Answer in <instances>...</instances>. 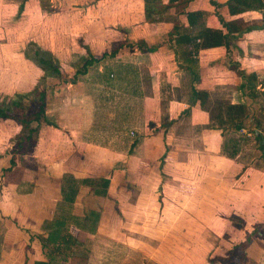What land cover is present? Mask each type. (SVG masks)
<instances>
[{
    "label": "crops",
    "instance_id": "crops-1",
    "mask_svg": "<svg viewBox=\"0 0 264 264\" xmlns=\"http://www.w3.org/2000/svg\"><path fill=\"white\" fill-rule=\"evenodd\" d=\"M40 1L0 0V106L44 78L48 120L29 151L26 143L14 147L22 128L0 122V264L45 258L41 239L50 231L43 223L62 211L66 173L109 180L104 195L95 183H80L66 206L62 229L76 238V255L87 256L83 264H226L219 257L249 234L242 264H264V225L256 228L264 223V8L237 5L232 14L231 0H162L153 22L143 0H130L127 13L141 22L120 23L116 29L128 36L104 38L108 48L100 53L117 49L115 55L71 81L80 58L98 56L88 35L99 21L75 24L71 14L59 26L48 22L45 43ZM67 7L59 11L72 13ZM69 7L81 15L87 9ZM196 10L205 12V27L228 34L227 46L194 52L192 42L176 44L177 35L202 27L186 21ZM39 48L50 52L48 63H59L58 75L37 68ZM228 105L244 114L229 122ZM221 241L223 253L210 258ZM79 263L65 252L51 260Z\"/></svg>",
    "mask_w": 264,
    "mask_h": 264
},
{
    "label": "trees",
    "instance_id": "trees-1",
    "mask_svg": "<svg viewBox=\"0 0 264 264\" xmlns=\"http://www.w3.org/2000/svg\"><path fill=\"white\" fill-rule=\"evenodd\" d=\"M145 7V19L146 21L157 22L158 18L161 17L160 11L164 8L162 0H143ZM179 0H168V5H172ZM209 2L216 6L217 3L214 0H209ZM229 12L234 14V7L237 5L242 6L243 10L251 8H264V0H231L227 3ZM242 10V9H241ZM205 12L203 10L190 11L186 13V21L190 28H194L197 25L202 27L194 33H183L175 37L176 44L192 42L193 51L197 52L200 48H209L215 46H227L229 36L218 29H211L205 27L204 17ZM219 19L222 21L223 25L228 27L227 23L218 14ZM198 40V41H197ZM197 41V42H196ZM117 49L106 51L101 56L92 55L89 51L86 57L80 58V65L76 67L73 76L70 78L71 81H75L78 74H85L88 66L104 58L107 55L114 56ZM36 53H38L36 51ZM42 64H45V68L50 73L58 75L59 68L57 65L52 63H46L44 59H40ZM50 73V74H51ZM60 81L62 84L67 82V79H63L59 74ZM68 80V81H70ZM36 90V91H35ZM33 92L27 93L23 96H18L17 99L9 101L6 106H0V122L5 120L16 122L21 128V134L19 135V140L15 141L14 147L16 150L23 147V143H26L28 151L34 147L38 138V132L40 130L41 123H48L45 117V107H46V89L44 87V78L40 79L37 83L36 89ZM37 93V94H36ZM32 95V96H31ZM28 99L27 102L25 100ZM225 113L230 119L229 122H233L235 118H240L244 114L243 108L240 106L228 105L225 107ZM235 128H240V125L234 124ZM34 135V137H33ZM33 138V139H32ZM262 150V160L264 162V144L259 145ZM11 166L14 165V159L10 160ZM63 184L61 185V195H62V206L58 207L62 209L60 214H56L53 220L44 221L43 228L48 229L50 233L47 237H42L41 241L43 246L47 249L44 253L45 258L36 260L34 264H51V260L57 253L65 252V255L77 257L79 259V264H83L87 256L83 253L78 252L76 255L77 246L76 238L64 231L62 227L66 225V230L68 226L67 219V209L66 206L70 207L74 202L75 196L78 192V187L80 183L96 184L95 193L96 194H106V188L108 186L109 180L107 178H100L97 180H91L90 178L78 179L72 174L66 173L63 176ZM64 207V208H63ZM58 209V210H59ZM263 224L256 225V228H260ZM65 228V227H64ZM264 228V227H263ZM262 228V229H263ZM228 239V232L223 235V240ZM251 236L246 235L244 241H240L232 246V250L225 252L219 258L222 262L228 263L233 262L234 264H242L246 261L245 250L248 247ZM223 241L218 245V249L212 253L210 258H215L219 251H223ZM68 251V252H66ZM221 251V252H222ZM238 251L237 257L234 256L235 252ZM223 253V252H222Z\"/></svg>",
    "mask_w": 264,
    "mask_h": 264
},
{
    "label": "rangeland",
    "instance_id": "rangeland-1",
    "mask_svg": "<svg viewBox=\"0 0 264 264\" xmlns=\"http://www.w3.org/2000/svg\"><path fill=\"white\" fill-rule=\"evenodd\" d=\"M130 0H59L57 2L54 3L55 7H50V5H48V0L46 1H40L39 6L42 9V18H43V26L41 25V28L39 30V35L40 37L44 38V41L46 43V27L49 23H55L54 25H60L62 24V22H67L69 21V17L68 15H71V22H74L75 24L78 23L80 24L82 22V19L85 17L88 23H92L94 20L99 21V25L98 26H93L95 29H92V32L90 31V35L89 36H93V40L96 44V46L91 47L90 50L93 53H96L98 56L101 53L102 50L108 48L106 45H104V38H107L108 40L113 38L115 35L117 37H127L128 36V32H126L125 30H120V29H116V27H118V25L120 23H124L125 25L127 24H131L132 23H139L141 22V20L143 19L141 16L139 17L136 13V15L134 16V18L132 16H130V14L127 13V5L129 3ZM68 6V7H67ZM69 6L72 7H80V8H84L85 6H87V9H85L83 15L80 14L79 11L76 12V10H72ZM68 10H71V12H60L62 10H66V8ZM60 10V11H59ZM57 11L60 12V14L57 13ZM136 12L137 9H136ZM47 13H51V14H47ZM47 16L49 17V20L47 19ZM77 16V17H75ZM93 20V21H91ZM101 21V22H100ZM119 22V23H118ZM118 23V24H117ZM103 29V36H97V34L95 35V33L97 31L100 32V29ZM81 32H83L84 30L79 29ZM74 35H79L76 30H74ZM96 31V32H95ZM62 32V31H61ZM86 32L88 33V30H86ZM59 33V31H58ZM73 35V34H72ZM76 37V36H74ZM98 42H102L101 45H98ZM46 48V44H44ZM28 53L30 56H33V51H34V47L30 46L28 48ZM101 55V54H100ZM37 58H43L44 61L46 63H48V59H51V54L49 51H47L46 49L41 50V48H39V55L37 56ZM47 59V60H46ZM55 65H57L59 67V63L56 62ZM80 64H78L79 66ZM42 67V68H41ZM45 66V64H41L40 62H38V66L37 68H41L43 69ZM28 69H32V67H28ZM33 70V69H32ZM44 70V69H43ZM47 70V69H46ZM40 73V70H37ZM221 100H219L218 102H220ZM216 102V100H215ZM222 102V101H221ZM217 107H215L216 109ZM146 165L148 166V164L146 163ZM139 178H141V176H139ZM128 191H122V194L124 196L129 197L128 196ZM129 195H132V192H130ZM120 226V225H119ZM141 256V255H139ZM74 263L77 262V259H73Z\"/></svg>",
    "mask_w": 264,
    "mask_h": 264
},
{
    "label": "built area",
    "instance_id": "built-area-1",
    "mask_svg": "<svg viewBox=\"0 0 264 264\" xmlns=\"http://www.w3.org/2000/svg\"><path fill=\"white\" fill-rule=\"evenodd\" d=\"M240 132H242L243 134H245V135H247V136H250V135L253 134L252 131H248V130L245 129V128H241V129H240Z\"/></svg>",
    "mask_w": 264,
    "mask_h": 264
}]
</instances>
